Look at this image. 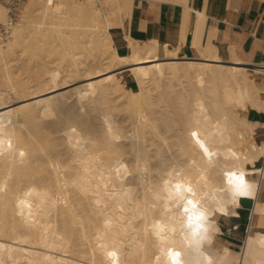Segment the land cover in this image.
Returning <instances> with one entry per match:
<instances>
[{"label":"bare ground","instance_id":"bare-ground-1","mask_svg":"<svg viewBox=\"0 0 264 264\" xmlns=\"http://www.w3.org/2000/svg\"><path fill=\"white\" fill-rule=\"evenodd\" d=\"M133 2L27 0L0 40V264H108L110 250L119 264H162L161 247L183 249L163 182L185 180L203 197L236 166L254 196L214 213L205 252L213 264H264V122L247 115L264 113V87L239 61L234 78L211 44H196L204 74L156 40L128 36L119 54L111 31ZM8 20L0 5V25ZM124 67L137 90L122 83ZM201 141L218 154L213 166ZM243 199L253 223L237 251L218 237Z\"/></svg>","mask_w":264,"mask_h":264},{"label":"crops","instance_id":"crops-1","mask_svg":"<svg viewBox=\"0 0 264 264\" xmlns=\"http://www.w3.org/2000/svg\"><path fill=\"white\" fill-rule=\"evenodd\" d=\"M132 11L124 27L111 31L119 54H129L128 36L139 42L156 40L161 46H169L180 56L194 60L198 73L204 74L207 63L196 44L200 42L203 48L211 44L217 47L221 60L234 78H237L235 61H239L256 85L264 87V0H134ZM120 71L119 75L126 72L131 75L129 67ZM254 74L263 77L262 84L252 76ZM125 83L126 88L136 90L135 79H125ZM247 115L250 120L264 122V113L251 109ZM253 203L243 199L238 208L239 217L221 219L222 232L218 239L233 250L242 249Z\"/></svg>","mask_w":264,"mask_h":264},{"label":"clouds","instance_id":"clouds-1","mask_svg":"<svg viewBox=\"0 0 264 264\" xmlns=\"http://www.w3.org/2000/svg\"><path fill=\"white\" fill-rule=\"evenodd\" d=\"M0 118V129L5 125ZM203 151L204 157L210 166L216 163L217 152L209 149L201 141L198 145ZM223 188H213L198 196L190 183L185 180L175 181L167 179L163 182L162 191L167 201L172 202L173 207L179 209L177 220L182 238L183 249L175 247H161L160 257L162 264H213L212 259L205 252V248L214 241V236L219 232L218 224L212 220L214 213L227 215L228 206H239L242 198L254 196V182L248 179V173L243 166L226 168L222 172ZM157 235L164 231L160 224L156 225ZM108 264H119V256L116 250L105 253Z\"/></svg>","mask_w":264,"mask_h":264},{"label":"built area","instance_id":"built-area-1","mask_svg":"<svg viewBox=\"0 0 264 264\" xmlns=\"http://www.w3.org/2000/svg\"><path fill=\"white\" fill-rule=\"evenodd\" d=\"M26 1L27 0H0V5L7 7L9 11V20L7 24L0 25V40L7 39V37L11 34L12 28L19 20V11ZM252 223L253 219L251 216L247 234L249 233Z\"/></svg>","mask_w":264,"mask_h":264},{"label":"rangeland","instance_id":"rangeland-1","mask_svg":"<svg viewBox=\"0 0 264 264\" xmlns=\"http://www.w3.org/2000/svg\"><path fill=\"white\" fill-rule=\"evenodd\" d=\"M119 75V74H118ZM121 78H122V83L123 84H125L124 82H125V79H128V80H131L132 78L134 79V77L133 76H131L130 75V73L129 72H126V73H124V74H122V75H119ZM254 78H256L257 79V82L259 83V84H262L263 83V77L262 76H260V75H256V74H254V75H252ZM124 77V78H123ZM138 88H136V90H137ZM240 251V250H239Z\"/></svg>","mask_w":264,"mask_h":264},{"label":"snow or ice","instance_id":"snow-or-ice-1","mask_svg":"<svg viewBox=\"0 0 264 264\" xmlns=\"http://www.w3.org/2000/svg\"><path fill=\"white\" fill-rule=\"evenodd\" d=\"M195 135V134H194Z\"/></svg>","mask_w":264,"mask_h":264}]
</instances>
